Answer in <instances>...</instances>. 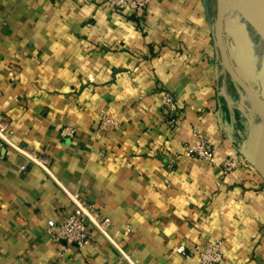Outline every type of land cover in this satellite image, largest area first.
<instances>
[{
    "label": "crops",
    "instance_id": "obj_1",
    "mask_svg": "<svg viewBox=\"0 0 264 264\" xmlns=\"http://www.w3.org/2000/svg\"><path fill=\"white\" fill-rule=\"evenodd\" d=\"M216 3L152 0L134 17L101 0H0V119L53 178L0 149V264H197L178 246L197 254L215 240L220 264H264V184L253 130L242 141L220 100ZM102 113L117 127L100 130ZM194 133L215 165L184 156ZM230 155L242 163L223 174ZM68 195L110 220V240L51 243L47 222L70 215Z\"/></svg>",
    "mask_w": 264,
    "mask_h": 264
},
{
    "label": "built area",
    "instance_id": "obj_2",
    "mask_svg": "<svg viewBox=\"0 0 264 264\" xmlns=\"http://www.w3.org/2000/svg\"><path fill=\"white\" fill-rule=\"evenodd\" d=\"M150 1L152 0H101L108 8L134 17H140ZM157 96L162 108L169 112V114H175V97L173 94L159 90ZM116 127L117 123L115 121L111 120L108 115L104 113L101 114L99 121L100 130L105 131ZM10 134L11 132L8 129V124L4 119H0V149H9L23 156L28 163L40 167L52 178L51 174L47 171L49 160L44 156L31 152L25 147L13 144L9 139ZM60 134L64 137H73L75 131L70 128H65ZM183 154L190 159L202 160L210 166L216 164L214 147L200 133H194L193 141L184 144ZM241 163V156H227L222 161V173L228 174L233 172ZM20 168L24 169L25 165H22ZM68 197L73 204L70 215L59 223H55L52 220L47 222L45 234L49 237L51 243L60 244V242H64L66 246L74 245L77 248H85L91 243L93 231L107 238V240H110L108 237L110 220L102 216L99 210L92 204L74 198L75 195L73 197L68 195ZM129 233L130 229L126 227L125 234L128 235ZM222 250V242L215 240L205 244L203 249L197 252V254L187 253L184 246H178L176 252L185 259L195 258L197 264H220L223 260Z\"/></svg>",
    "mask_w": 264,
    "mask_h": 264
},
{
    "label": "rangeland",
    "instance_id": "obj_3",
    "mask_svg": "<svg viewBox=\"0 0 264 264\" xmlns=\"http://www.w3.org/2000/svg\"><path fill=\"white\" fill-rule=\"evenodd\" d=\"M220 5L217 0L214 7L215 20H219ZM225 12L221 19L220 37L228 63L240 80L264 102V39L243 0L233 1L231 8ZM215 46L219 54L216 39ZM221 66L222 64L219 76L220 100L227 103L229 112L238 119V134L243 137L242 141L246 139L248 128L253 130L251 143L256 147L262 116L251 102L252 98L245 94ZM255 151L256 148L253 158Z\"/></svg>",
    "mask_w": 264,
    "mask_h": 264
},
{
    "label": "water",
    "instance_id": "obj_4",
    "mask_svg": "<svg viewBox=\"0 0 264 264\" xmlns=\"http://www.w3.org/2000/svg\"><path fill=\"white\" fill-rule=\"evenodd\" d=\"M225 1L226 0H223V1L219 0V4H221L220 5L221 7L219 8V11H218L219 20H216V23H215V39H216V43L218 46L222 66L227 71L229 76L236 82V84H238V86H240V88L245 92V94L248 97L254 99L255 102L258 104V106L261 108V111H262L260 112L262 114L261 115L262 116L261 129H260V133H259V137L257 141L255 155H254L251 166L254 169V171L259 175V177L261 178L264 184V102L261 101L259 97L248 86H246V84L242 82V80H240V78L233 72L226 58L224 48L222 47L221 37H220V32L222 31L221 19L224 13H226L225 11H228L231 8L232 0H230L229 3L224 8H222ZM251 2H252V5L255 7L256 13L257 15H259L260 21H261V24H259L258 22H255L254 24L258 28L261 36L264 39V0H251ZM255 108L257 109L256 106Z\"/></svg>",
    "mask_w": 264,
    "mask_h": 264
},
{
    "label": "bare ground",
    "instance_id": "obj_5",
    "mask_svg": "<svg viewBox=\"0 0 264 264\" xmlns=\"http://www.w3.org/2000/svg\"><path fill=\"white\" fill-rule=\"evenodd\" d=\"M229 1H230V0H227L226 3L223 4V7H222V8H224V7L229 3ZM233 1H235V0H232V2H233ZM243 1H244L245 4L247 5L248 10L250 11V13H251V15H252V17H253V20H254L255 22H258L259 24H261L260 17H259V15H257V13H256V9H255V7L252 5L251 0H243ZM254 14H255V15H254ZM252 102H253L254 105L257 107V110L259 111V113L262 112V111H261V108L258 106V104L255 102L254 99H252ZM260 114H261V113H260ZM261 115H262V114H261Z\"/></svg>",
    "mask_w": 264,
    "mask_h": 264
}]
</instances>
